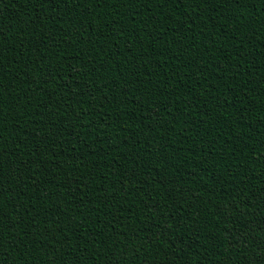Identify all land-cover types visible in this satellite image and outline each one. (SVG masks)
<instances>
[{
	"label": "trees",
	"instance_id": "16d2710c",
	"mask_svg": "<svg viewBox=\"0 0 264 264\" xmlns=\"http://www.w3.org/2000/svg\"><path fill=\"white\" fill-rule=\"evenodd\" d=\"M0 264H264V0H0Z\"/></svg>",
	"mask_w": 264,
	"mask_h": 264
}]
</instances>
